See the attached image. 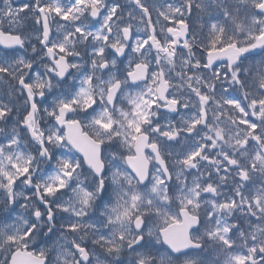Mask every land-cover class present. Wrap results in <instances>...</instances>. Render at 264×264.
Masks as SVG:
<instances>
[{
	"label": "snow or ice",
	"instance_id": "obj_1",
	"mask_svg": "<svg viewBox=\"0 0 264 264\" xmlns=\"http://www.w3.org/2000/svg\"><path fill=\"white\" fill-rule=\"evenodd\" d=\"M0 85V264H264V0H0Z\"/></svg>",
	"mask_w": 264,
	"mask_h": 264
},
{
	"label": "flooded vegetation",
	"instance_id": "obj_2",
	"mask_svg": "<svg viewBox=\"0 0 264 264\" xmlns=\"http://www.w3.org/2000/svg\"><path fill=\"white\" fill-rule=\"evenodd\" d=\"M12 3H13V5H15V3H14L13 0H12ZM3 27H4L5 30H9V31L11 30L7 24H4ZM34 27H36V26L35 25L34 26H31L28 22H26L23 31H25V32H31ZM33 43H35L34 40H33Z\"/></svg>",
	"mask_w": 264,
	"mask_h": 264
},
{
	"label": "rangeland",
	"instance_id": "obj_3",
	"mask_svg": "<svg viewBox=\"0 0 264 264\" xmlns=\"http://www.w3.org/2000/svg\"><path fill=\"white\" fill-rule=\"evenodd\" d=\"M154 2V0H149V3L151 4V3H153ZM196 22H194V24H195ZM3 88H4V86L3 85H0V93H2V91H3ZM3 195V193H0V196H2ZM164 252H162L161 251V254H163Z\"/></svg>",
	"mask_w": 264,
	"mask_h": 264
}]
</instances>
